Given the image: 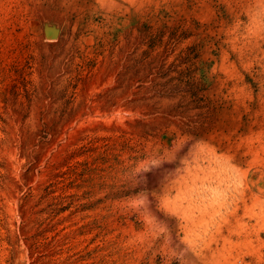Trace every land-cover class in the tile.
Masks as SVG:
<instances>
[{"label": "rangeland", "instance_id": "rangeland-1", "mask_svg": "<svg viewBox=\"0 0 264 264\" xmlns=\"http://www.w3.org/2000/svg\"><path fill=\"white\" fill-rule=\"evenodd\" d=\"M0 264H264V0H0Z\"/></svg>", "mask_w": 264, "mask_h": 264}]
</instances>
